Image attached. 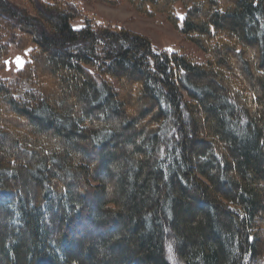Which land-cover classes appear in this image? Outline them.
Wrapping results in <instances>:
<instances>
[{"label":"trees","instance_id":"1","mask_svg":"<svg viewBox=\"0 0 264 264\" xmlns=\"http://www.w3.org/2000/svg\"><path fill=\"white\" fill-rule=\"evenodd\" d=\"M96 1L207 58L0 0V264H264V0ZM11 39L33 49L9 82Z\"/></svg>","mask_w":264,"mask_h":264},{"label":"rangeland","instance_id":"2","mask_svg":"<svg viewBox=\"0 0 264 264\" xmlns=\"http://www.w3.org/2000/svg\"><path fill=\"white\" fill-rule=\"evenodd\" d=\"M81 7L85 13L94 17L99 23L110 22L119 26H124L127 30L148 37L156 50L168 53H185L191 55L196 61L204 62L206 55L199 48L185 40V38L168 23L163 15L146 17L133 10L129 4L122 3L116 7L97 2L96 0H70ZM176 14L183 21L185 10L181 4L176 5ZM84 26L82 19L73 22L75 29ZM9 54L6 57V68L1 73V77L9 82L15 81L17 73L27 62L31 60L33 48L19 49L14 40H9ZM170 260L174 261L173 249L169 247Z\"/></svg>","mask_w":264,"mask_h":264}]
</instances>
